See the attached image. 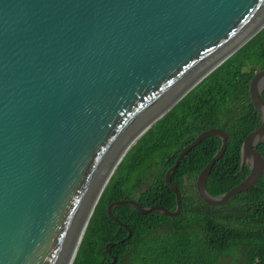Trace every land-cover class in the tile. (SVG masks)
<instances>
[{"label":"water","instance_id":"1","mask_svg":"<svg viewBox=\"0 0 264 264\" xmlns=\"http://www.w3.org/2000/svg\"><path fill=\"white\" fill-rule=\"evenodd\" d=\"M264 28V0H0V264H69L101 195L136 142L195 86ZM264 69L248 82L259 127L241 145L233 189L213 198L206 182L227 147L203 131L165 174L205 138L217 153L195 180L219 207L264 175ZM128 236L131 232L127 230ZM82 241V240H81ZM113 244L105 245L106 252ZM73 259V261H74ZM116 258L112 257L114 264Z\"/></svg>","mask_w":264,"mask_h":264},{"label":"trees","instance_id":"2","mask_svg":"<svg viewBox=\"0 0 264 264\" xmlns=\"http://www.w3.org/2000/svg\"><path fill=\"white\" fill-rule=\"evenodd\" d=\"M264 69V28L195 86L128 151L115 170L84 233L72 264H264V175L250 190L226 204L210 207L197 195L195 180L220 148L217 137H207L191 149L170 175L181 194V212L174 218L141 208L161 206L172 212L176 197L165 184V174L181 150L203 131L218 128L227 135L223 157L212 167L206 190L213 198L236 187L248 174L240 172V150L245 137L259 127L250 103L248 82ZM264 99V91L262 92ZM256 150L264 160V144ZM113 244L105 250V245Z\"/></svg>","mask_w":264,"mask_h":264},{"label":"rangeland","instance_id":"3","mask_svg":"<svg viewBox=\"0 0 264 264\" xmlns=\"http://www.w3.org/2000/svg\"><path fill=\"white\" fill-rule=\"evenodd\" d=\"M228 261H229V258H227V259L221 261V264H228Z\"/></svg>","mask_w":264,"mask_h":264},{"label":"bare ground","instance_id":"4","mask_svg":"<svg viewBox=\"0 0 264 264\" xmlns=\"http://www.w3.org/2000/svg\"><path fill=\"white\" fill-rule=\"evenodd\" d=\"M81 240L79 241V243H81ZM73 259H74V257L70 259L69 264H72L73 263Z\"/></svg>","mask_w":264,"mask_h":264}]
</instances>
